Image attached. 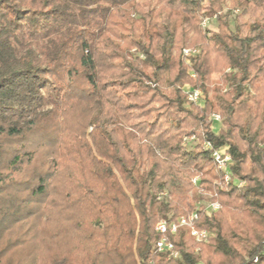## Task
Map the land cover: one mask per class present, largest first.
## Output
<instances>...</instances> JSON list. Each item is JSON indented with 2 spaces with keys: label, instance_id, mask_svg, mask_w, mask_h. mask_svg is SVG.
Masks as SVG:
<instances>
[{
  "label": "trees",
  "instance_id": "obj_1",
  "mask_svg": "<svg viewBox=\"0 0 264 264\" xmlns=\"http://www.w3.org/2000/svg\"><path fill=\"white\" fill-rule=\"evenodd\" d=\"M203 3L219 21L212 38L199 28ZM223 3L0 0L1 241L37 218L49 190L69 182L78 212L102 223L94 227L87 213L68 212L85 242L86 264H199L197 243L183 230L171 237L182 260L153 251L161 219L197 209L191 179L198 176L208 190L222 181L207 152L183 148V139L197 136L226 147L233 159L234 182L218 190L220 210L207 217L200 209L198 227L215 233L206 262L264 261V0H235L241 14L234 29L229 15H218ZM122 29L131 37L126 48L119 42L127 39ZM187 48L199 49L192 74L180 58ZM227 68L236 72L222 75L226 93L207 96L204 108L184 107V84L207 95L213 70ZM51 76L69 85L64 100L58 94L63 87L53 89L54 107L43 111ZM73 98L86 117L81 131L66 139L56 120L66 112L63 101ZM213 111L226 127L218 135L207 122ZM9 243L0 248V264Z\"/></svg>",
  "mask_w": 264,
  "mask_h": 264
},
{
  "label": "rangeland",
  "instance_id": "obj_2",
  "mask_svg": "<svg viewBox=\"0 0 264 264\" xmlns=\"http://www.w3.org/2000/svg\"><path fill=\"white\" fill-rule=\"evenodd\" d=\"M235 0H224L222 4L221 10L218 12V15L227 16L229 15L230 27L234 29L236 17L241 14V11L235 9L233 7ZM207 7L208 3H203L202 10L200 12V23L199 28L207 38H212L215 34L219 32V21H217V14L214 16L207 15ZM132 18L136 19L138 16L134 13ZM247 19V18H246ZM204 21H207L206 26L203 25ZM127 31L120 30V35L127 39H121L119 42L122 48L127 47V43L129 42L131 37H128V34H125ZM125 34V35H124ZM199 50V49H193ZM135 54V50L131 51ZM183 53V52H182ZM182 53L180 54V58L183 61L184 65L188 66V73H191L190 66L186 64L183 60ZM179 54V53H178ZM191 60V64H192ZM231 68H227L224 71H219V69H214L211 74V83L207 88L208 94L206 95L205 91L201 90L204 94V99L202 102L198 104L189 103L186 101L184 107L188 110L193 108H204L205 100L208 96L209 98L213 97V93L222 89L223 93H226L229 90L228 85L223 84V74L235 73ZM192 74V73H191ZM69 85L67 79L58 78V77H49V88L43 90V96L46 98V104L42 107L43 111H50L54 107V101L56 100V93L53 89L61 88V91L58 93L61 99H65L66 87ZM188 88H195L191 83H186L181 87L182 93L186 92ZM250 94L254 95L255 91L253 89L250 90ZM74 97V95L72 96ZM56 102V101H55ZM78 101L73 98L72 100L63 101L64 107L67 109L63 114H60L57 118L56 122L61 123L63 129V133H59V137H67L70 139L71 134L75 131H81L82 129V119L86 117V114L81 113V108L77 106ZM156 104H153L155 106ZM153 108V107H152ZM156 108V107H155ZM64 109V108H63ZM62 109V110H63ZM63 112V111H62ZM138 113V112H137ZM214 114H219L218 112H211L207 118V122H209V126L212 132L215 134H219L221 131L226 130V127L223 125V118L221 116V122L216 124L212 121V116ZM66 138V139H67ZM187 138V137H186ZM42 144V150L45 149V143ZM182 146L187 152H196L199 151V148H191L188 144H184V139L182 141ZM195 180L198 182L195 183ZM220 179L214 182V187L212 190L205 189L201 186L200 178L198 176L193 177L191 179V183L198 195V202L196 207L202 208L203 210L207 207V205L213 200L219 201V189H226V186H223L220 183ZM245 184V183H244ZM23 185V184H22ZM218 188V189H217ZM72 192V198L67 199V192ZM76 188L70 185L69 182H62V184L57 185L54 190H49L46 199L43 202L44 209L37 210V218L31 219L24 224L20 230L16 227L17 230H12L9 232L3 241L0 240V248H4L6 244H10V246L3 252L2 264H56V262L65 260L66 264H86L87 260L84 258V252L86 251L84 244L82 242V237L80 238L79 232L76 233V230L73 228V223H68V219L70 216L68 212L72 214H76V217L86 214L85 219L88 221H92V225L102 226V223L96 222L97 220L93 219V216L89 214L88 211L81 212V208H76L74 206V198L76 196ZM162 203H165L164 197L159 199ZM71 202V205H68ZM35 206V205H34ZM71 208V209H69ZM73 211V212H72ZM42 214V215H41ZM74 217V216H73ZM169 216L168 218H170ZM51 218V219H50ZM75 218V217H74ZM243 220H248L246 215H242ZM67 221V223H66ZM75 231L76 235L71 234L70 232ZM211 232V238L215 236L213 231ZM204 244H197L194 247V251L196 254H202L203 259L199 264H208L206 262L207 257L210 254L209 242ZM13 242V243H12ZM15 242V243H14ZM21 244H17L20 243ZM167 261L169 260L166 257H163ZM214 264L218 262L216 257L213 258L212 261Z\"/></svg>",
  "mask_w": 264,
  "mask_h": 264
},
{
  "label": "built area",
  "instance_id": "obj_3",
  "mask_svg": "<svg viewBox=\"0 0 264 264\" xmlns=\"http://www.w3.org/2000/svg\"><path fill=\"white\" fill-rule=\"evenodd\" d=\"M207 21H204L203 25L206 26ZM199 54V50H193L190 48L184 49L182 53L183 60L191 66V60L193 57ZM195 77V75H192ZM187 101L189 103L198 104L204 99V94L201 90L195 88H188L186 90ZM212 121L216 124L221 122V116L214 114ZM188 144L191 148H199L201 151L207 152L216 169L222 175V181L220 183L223 186H228L234 182V178L231 172L233 165L232 156L228 153L226 147L216 148L212 142L208 140H200L197 136L187 137L184 139V144ZM198 181L195 180V183ZM238 186H243V181L237 182ZM221 208L220 203L217 200L210 202L204 209V214L207 217H211L218 212ZM200 209L197 208L194 212L188 216H180L175 219L164 218L161 219L156 227L155 232L160 236L158 240L154 242L153 251L156 255L166 257L169 260L180 261L182 260V254L178 249L171 237L177 236L180 231H185L194 241L201 245L209 241L211 232L207 229H201L197 223L200 221ZM149 264H155L154 261H150ZM250 264H264V261L260 257H256Z\"/></svg>",
  "mask_w": 264,
  "mask_h": 264
}]
</instances>
